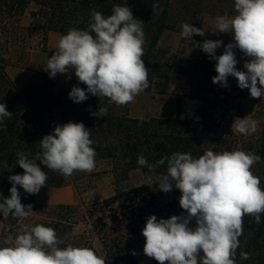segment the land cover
Listing matches in <instances>:
<instances>
[{"label":"trees","instance_id":"obj_1","mask_svg":"<svg viewBox=\"0 0 264 264\" xmlns=\"http://www.w3.org/2000/svg\"><path fill=\"white\" fill-rule=\"evenodd\" d=\"M0 0V103H5L13 115L0 126V194L12 187L8 176L23 174L16 164L17 153L29 158L40 151L39 141L53 132L56 125L69 121L82 122L91 130L97 161H110L114 175L120 182L129 174L140 172L144 181L131 188H121L102 201L68 204H38L35 196L27 194L22 204H32V216L26 219L4 218V235L16 237L25 225L43 224L53 228L62 241L93 249L106 260V264H141L132 252L145 244L142 229L150 215L158 219L181 215V195L178 189L169 193L159 191L157 177L166 173V165L149 171L137 163L143 155L149 164H155L174 152L191 153L198 158L207 150L214 152L244 150L261 157L252 172L261 179L264 189V112L260 131L243 135L231 132L236 117L242 118L238 100L248 89L213 84L216 61L200 50L197 61L181 59L174 51H161L158 47L165 30L181 32L183 23L202 27L207 16L192 12L190 0ZM193 3V4H192ZM114 5L129 6L133 16L143 22L145 45L143 60L149 69V92L159 80L185 82L190 85L187 94H169L163 115L140 117L131 115L132 103L125 106L109 104L105 97L89 94L81 103H74L69 92L74 86L62 85L46 74L39 73L21 87H17L8 74V59L25 63L29 59L32 42L41 37L45 48L51 33L67 34L71 28L86 30L92 11L105 17L112 14ZM27 20V24H22ZM94 35V33H93ZM197 42V41H196ZM188 43V42H187ZM223 51L216 50V55ZM106 107L105 117H93L91 112ZM37 163H39L37 161ZM7 167H12L11 171ZM48 180L43 189L64 187L70 180L57 171L41 165ZM151 176V187L145 178ZM19 187V186H17ZM2 202V200H0ZM237 264H264V214L261 223L245 216L243 235L239 237ZM248 252L250 259L241 260L240 252ZM152 264H158L152 258Z\"/></svg>","mask_w":264,"mask_h":264},{"label":"clouds","instance_id":"obj_2","mask_svg":"<svg viewBox=\"0 0 264 264\" xmlns=\"http://www.w3.org/2000/svg\"><path fill=\"white\" fill-rule=\"evenodd\" d=\"M234 10L231 17L225 14L215 18L214 34H230L233 38L221 55L217 56L216 50L223 45L222 40L205 39L199 43L192 39L194 35H206L202 27L183 23L180 36L216 61L213 84L227 88L228 77H235L240 89H248L252 98L262 99L264 0H234ZM144 45L143 22L134 18L129 6L114 5L107 17L93 10L88 29L71 28L59 37L44 71L50 78L63 74L71 79L74 73L78 82L86 85V89H71L68 95L74 103L86 101L91 94L107 98L109 104L125 106L150 87L149 69L143 60ZM234 49L247 57L244 70L236 67ZM107 113L108 109L100 106L91 115L105 117ZM12 115L6 104L0 103V126ZM140 120L143 121L142 116ZM257 128L256 120L247 115L234 119L231 132L250 135ZM90 137L91 130L82 122L69 121L43 136L40 151L34 157L17 153L16 164L24 171L8 176L12 187L8 197L0 194V214L4 218L26 219L35 213L32 204H22L17 186L29 195L38 194L48 180L41 165L65 179L76 171L93 172L97 153ZM260 161L254 152L239 149L207 150L198 158L191 153L174 152L155 164L138 156V165L149 171L166 165V173L157 177L159 191L167 194L178 189L179 206L184 210L167 219L156 215L147 218L142 229L143 253L158 264H237L244 217L251 216L260 224L264 214V189L261 179L252 172L253 165ZM152 183V177L147 176L145 184L151 187ZM61 243L53 228L25 225L9 246H0V264H106L91 248L71 244L59 247ZM240 259L248 260L250 254L241 251Z\"/></svg>","mask_w":264,"mask_h":264},{"label":"rangeland","instance_id":"obj_3","mask_svg":"<svg viewBox=\"0 0 264 264\" xmlns=\"http://www.w3.org/2000/svg\"><path fill=\"white\" fill-rule=\"evenodd\" d=\"M181 0H175L177 3ZM193 2L192 12L202 13L207 16L202 25V28L206 30L204 39L222 40L223 45L219 48L224 51V46L230 42H233V38L230 34H214L215 32V18L227 14L228 16L235 15L234 0H190ZM22 24H27V20H23ZM61 35L57 33H51L48 37L45 48L41 44V37L37 36L32 42V48L27 62L18 63L13 59H8L7 71L10 78L13 80L17 87H21L26 82L31 80L39 73L46 74L44 66L47 64L48 58L56 50L58 39ZM199 43L196 36L192 38ZM185 43L186 40L183 39ZM192 45V43H188ZM161 51V48H159ZM238 63L236 65L238 70H244L243 65L247 60L239 49H234ZM197 61V60H196ZM195 62V61H194ZM50 78V77H49ZM55 82L62 85H83L78 82L74 73L71 74V79H68L66 75L57 74L55 78H51ZM168 82H174L167 80ZM228 85L238 86L235 77H228ZM165 89V86L157 84L149 92H141L136 96L134 102H132L131 115L134 117H144L163 115L165 105L168 99L162 98L161 93ZM244 98L237 101L245 115H249L257 122V132L260 131V125L263 122L262 113L264 112V98H252L249 91L244 92ZM254 133V134H255ZM144 181V176L140 172H133L129 174L128 180L120 182L114 175L113 167L110 161H97L95 170L91 173L76 171L70 176L69 182L62 188L55 189H43L35 197V202L38 204H68L77 202H96L102 201L106 198L113 196L117 190L121 188H131ZM21 194V201L24 200L27 194L24 190L18 187ZM10 195L8 191L6 197ZM194 224V222H193ZM4 224L0 221V246H9L14 241L15 237L11 234L4 235ZM136 257L141 264H152V258L147 257L143 253V246H139L135 249Z\"/></svg>","mask_w":264,"mask_h":264},{"label":"crops","instance_id":"obj_4","mask_svg":"<svg viewBox=\"0 0 264 264\" xmlns=\"http://www.w3.org/2000/svg\"><path fill=\"white\" fill-rule=\"evenodd\" d=\"M204 37L196 36L197 40L200 42L205 40ZM158 47L165 51H174L181 59L190 62L196 61L200 55V49L193 48V45L185 43L180 36V33L170 30H165L161 34ZM156 84L157 86L160 84L165 86V89L162 91L163 93L159 95L165 99H168L169 94H187L190 92V85L185 82H168L167 80H159Z\"/></svg>","mask_w":264,"mask_h":264}]
</instances>
